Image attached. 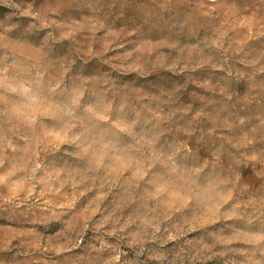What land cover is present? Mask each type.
I'll return each mask as SVG.
<instances>
[{"label": "clouds", "instance_id": "obj_1", "mask_svg": "<svg viewBox=\"0 0 264 264\" xmlns=\"http://www.w3.org/2000/svg\"><path fill=\"white\" fill-rule=\"evenodd\" d=\"M0 264H264V0H0Z\"/></svg>", "mask_w": 264, "mask_h": 264}]
</instances>
